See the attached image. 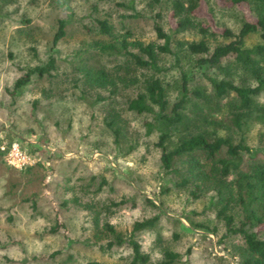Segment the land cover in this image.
<instances>
[{"label": "rangeland", "instance_id": "374dc122", "mask_svg": "<svg viewBox=\"0 0 264 264\" xmlns=\"http://www.w3.org/2000/svg\"><path fill=\"white\" fill-rule=\"evenodd\" d=\"M152 1L0 0V145L16 140L43 164L17 169L6 159L0 162V264H129V246L109 248L113 238L104 225L127 238L136 222L154 217H159L156 226L137 236L151 264H162L167 250L182 256L176 264H243L247 254L243 236L228 233L218 216L228 203L224 187L230 188L235 177L228 178L217 196L212 181L193 179L199 170L190 158L175 165L178 172L167 173L162 150L156 146L157 131H148L153 116L128 110L151 73L142 69L136 73L131 60L116 55L118 49L110 45L119 46L116 40L124 36L129 42L160 44L155 25L168 32L170 10ZM212 3L210 12L200 9L198 21L237 32L241 11ZM134 9L138 18L131 17ZM99 20L113 25L111 35L100 33ZM60 21L66 24V35L54 46ZM203 38L197 29L179 33L173 43L176 57L161 58L160 77L171 100L179 95L183 73L191 91L202 88L210 96L208 76L229 78L218 68L201 69V57L187 52L185 45ZM207 38L212 45L223 42ZM260 41L255 35L248 44ZM129 51L137 52L135 47ZM51 56L56 69L35 78L13 99L20 68L43 66ZM88 70L121 77L128 73L140 81H116L115 88L90 85L85 78ZM242 79L238 76L232 82L252 83ZM212 105L217 109L212 119L217 121L210 129H218L235 144L244 138L253 152L243 156L245 169L264 162V124L250 122L242 131L225 130L235 104L225 99L220 108ZM231 208L228 214L237 228L243 213ZM253 231L264 239V231Z\"/></svg>", "mask_w": 264, "mask_h": 264}, {"label": "trees", "instance_id": "16d2710c", "mask_svg": "<svg viewBox=\"0 0 264 264\" xmlns=\"http://www.w3.org/2000/svg\"><path fill=\"white\" fill-rule=\"evenodd\" d=\"M212 2L213 0H153L152 5H160L170 10L169 31H165L158 24L155 25L156 37L160 44L129 42L124 36L116 40L119 46L113 44L110 47L118 49L116 55L128 57L134 64L136 73L141 69L151 73L150 79L145 80L148 81L145 88L129 101L128 110L138 115L153 116V121L147 123V126L149 133L153 129L157 131L156 146L162 150L163 169L167 173H174L177 171L175 165L178 162L190 158L196 170H199L193 175V179L204 184L208 180L212 181L217 196L222 194L220 187L228 182L230 176H234L230 188L224 187L228 190V203L222 206L218 216L224 220L228 233L243 236L247 246L243 264H264V239L253 231L256 228L264 231V162L256 161L245 169L243 156L253 155L245 144V139L241 138L239 143L235 144L231 137L220 135L218 129L214 131L210 129L213 120L217 121L212 119L213 113L217 111L212 104L215 103L220 108L221 102L225 99H229L236 106V111L231 114L230 124L224 127L225 130L236 128L242 131L250 122L264 124V103L260 102L261 96H264V0H215L220 7L241 11L243 19L237 32L229 28L214 29L198 21L201 8L205 7L209 12L214 9ZM139 16L138 11L134 9L131 17ZM160 16V13L156 15V17ZM96 23L101 34L111 35L114 27L109 21L99 20ZM65 28V22L60 21L53 41L54 46L65 37ZM192 29H197L204 38L199 42L185 45L187 52L191 56L201 57L198 60L201 69L218 68L227 73L229 78L208 76L207 80L210 81L213 91L210 96L202 88L191 91L189 78L183 73L179 95L171 100L168 86L164 85L160 77L162 76L161 58L163 56L175 58L176 53L173 49L175 36ZM255 35H258L261 41L251 46L248 44V39ZM207 37L222 38L223 42L212 45L210 38ZM131 47H135L137 52L129 51ZM177 60L180 61L178 57ZM55 69L56 59L53 56L43 66L20 68L22 76L14 84L12 98L20 96L35 78L49 76ZM238 76L243 77L241 81H252V83L234 84L232 81ZM85 78L90 85L96 84L106 88H115L116 81L131 83L140 81L136 75L126 73L122 77L114 76L105 70H88ZM188 105H192L191 111H188ZM114 132L119 136L118 131ZM13 142L10 141L8 145ZM171 144L174 146L171 147ZM28 153L33 157L36 156L32 152ZM203 157H206L204 162ZM2 160H5V157L4 153L0 152V162ZM38 165L43 164L38 162ZM193 172L192 170L188 174L192 175ZM186 182L188 179L184 180V183ZM232 205L243 213L242 222L237 228L234 227L233 215L228 214ZM158 221L159 217H154L136 222L127 238L117 233L111 225L105 224V232L113 238L108 244L109 248L127 244L131 250L129 264H151V256L143 250L137 236L154 228ZM181 258L179 253L167 250L164 252L162 264H176Z\"/></svg>", "mask_w": 264, "mask_h": 264}, {"label": "built area", "instance_id": "2783aa9c", "mask_svg": "<svg viewBox=\"0 0 264 264\" xmlns=\"http://www.w3.org/2000/svg\"><path fill=\"white\" fill-rule=\"evenodd\" d=\"M0 152L4 153L8 164L17 169L32 167L38 163V159L30 155L18 141L0 145Z\"/></svg>", "mask_w": 264, "mask_h": 264}]
</instances>
